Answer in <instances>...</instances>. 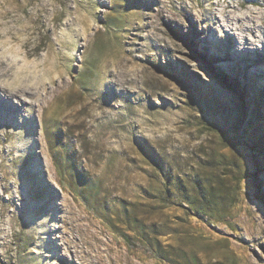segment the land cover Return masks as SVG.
I'll list each match as a JSON object with an SVG mask.
<instances>
[{
  "label": "rangeland",
  "instance_id": "1",
  "mask_svg": "<svg viewBox=\"0 0 264 264\" xmlns=\"http://www.w3.org/2000/svg\"><path fill=\"white\" fill-rule=\"evenodd\" d=\"M186 1L0 0V264H264V49Z\"/></svg>",
  "mask_w": 264,
  "mask_h": 264
},
{
  "label": "bare ground",
  "instance_id": "2",
  "mask_svg": "<svg viewBox=\"0 0 264 264\" xmlns=\"http://www.w3.org/2000/svg\"><path fill=\"white\" fill-rule=\"evenodd\" d=\"M220 1L206 0L208 5L205 11L201 12V14H196V19H205L206 26L214 29L220 35L219 43H224L223 39L226 38L225 33H230V35L232 34L231 40L235 44L240 45L247 54L253 57H260L262 54L261 50L264 49V14L261 10L264 8V0ZM187 3L188 1L186 0H178L177 5L178 9H180L178 11L191 15L192 8ZM248 4H257L260 8L244 14L236 13L237 9H241ZM157 12L163 14L164 8L160 7ZM213 51L216 52L215 49ZM22 101L24 102L25 100Z\"/></svg>",
  "mask_w": 264,
  "mask_h": 264
}]
</instances>
